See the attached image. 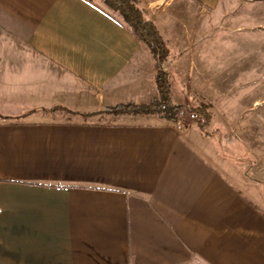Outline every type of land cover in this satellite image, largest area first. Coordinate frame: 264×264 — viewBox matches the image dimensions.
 <instances>
[{"label":"crops","instance_id":"1","mask_svg":"<svg viewBox=\"0 0 264 264\" xmlns=\"http://www.w3.org/2000/svg\"><path fill=\"white\" fill-rule=\"evenodd\" d=\"M140 1L201 133L105 112L157 71L99 0H0V103L105 109L0 116V264H264V0Z\"/></svg>","mask_w":264,"mask_h":264},{"label":"trees","instance_id":"2","mask_svg":"<svg viewBox=\"0 0 264 264\" xmlns=\"http://www.w3.org/2000/svg\"><path fill=\"white\" fill-rule=\"evenodd\" d=\"M104 8L109 11L117 21L127 26L138 40L146 46L155 61L156 75L155 84L157 96L147 104H120L108 107L106 113L121 115H156L170 122L177 123L179 110L183 106L175 105L172 101V87L170 77L163 70V66L170 57L169 47L162 37L155 22L149 18L147 10L141 5L140 0H99ZM194 110L199 114L203 123L198 126L204 131L212 117L210 105L197 101Z\"/></svg>","mask_w":264,"mask_h":264},{"label":"rangeland","instance_id":"3","mask_svg":"<svg viewBox=\"0 0 264 264\" xmlns=\"http://www.w3.org/2000/svg\"><path fill=\"white\" fill-rule=\"evenodd\" d=\"M168 1H172V0H168ZM175 1V0H174ZM257 6V4H256ZM255 6H252L251 9H253ZM240 8H244L242 5L240 6ZM245 8H247L245 6ZM256 8V7H255ZM257 9V8H256ZM254 13L257 14V10H254ZM199 15V9L197 10L196 16ZM190 16V15H189ZM181 20L183 19V15L180 16ZM206 24H204V29L206 30V33L209 35L211 34V32L213 30L210 29V27L205 26ZM95 101L90 100L87 102V105H85L84 107H82V109L80 110H74V109H68V108H64V106L61 105H55L53 107H50V103H45V102H27V107L26 109H24V103L21 102H11V101H4L0 103V116H14V113L16 114L19 111H23L21 114H27V113H31V112H38V108H41L40 112L46 113L45 110L48 111H52V110H56V111H62V112H66L69 113L71 115V117H78V118H87V119H100L102 117V113L100 112H104L105 109H100L98 107L97 104L94 103ZM193 108V107H192ZM194 109V108H193ZM101 110V111H100ZM108 114V113H107ZM203 123L202 120L200 121H191L188 122L191 125H196V129L198 131V133L202 132V130L200 129V127L198 126L199 123ZM206 130V128L204 129V131Z\"/></svg>","mask_w":264,"mask_h":264},{"label":"built area","instance_id":"4","mask_svg":"<svg viewBox=\"0 0 264 264\" xmlns=\"http://www.w3.org/2000/svg\"><path fill=\"white\" fill-rule=\"evenodd\" d=\"M193 108L191 106H183L182 109L179 110V120L176 123L178 126H184L186 123L191 121L202 120L199 114Z\"/></svg>","mask_w":264,"mask_h":264}]
</instances>
